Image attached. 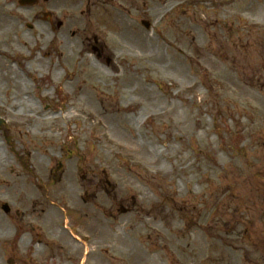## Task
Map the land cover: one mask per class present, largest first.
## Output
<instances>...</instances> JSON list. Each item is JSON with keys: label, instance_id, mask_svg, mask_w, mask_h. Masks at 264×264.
Returning a JSON list of instances; mask_svg holds the SVG:
<instances>
[{"label": "rangeland", "instance_id": "1", "mask_svg": "<svg viewBox=\"0 0 264 264\" xmlns=\"http://www.w3.org/2000/svg\"><path fill=\"white\" fill-rule=\"evenodd\" d=\"M0 117V264H264V0H0Z\"/></svg>", "mask_w": 264, "mask_h": 264}, {"label": "bare ground", "instance_id": "2", "mask_svg": "<svg viewBox=\"0 0 264 264\" xmlns=\"http://www.w3.org/2000/svg\"><path fill=\"white\" fill-rule=\"evenodd\" d=\"M74 112L73 111H71V112H69L67 115H66V117H70V116H72V115H74L73 114ZM102 232L104 233V232H106L104 229L102 230ZM105 237H107V234L105 235ZM75 239H78V240H80L81 238L80 237H74ZM82 240V239H81ZM83 242V241H82ZM85 245H87V244H85ZM137 254L144 260V261H147V260H149L150 262H153L154 263V257H151L150 255H149V251H145L144 249H142V250H138L137 251Z\"/></svg>", "mask_w": 264, "mask_h": 264}, {"label": "water", "instance_id": "3", "mask_svg": "<svg viewBox=\"0 0 264 264\" xmlns=\"http://www.w3.org/2000/svg\"><path fill=\"white\" fill-rule=\"evenodd\" d=\"M33 1H35V0H21L22 4H23V3H28V2H33ZM145 24H146L147 26H149L148 23L145 22ZM0 126H1V122H0ZM3 208L5 209V211H9V207H8V205H4Z\"/></svg>", "mask_w": 264, "mask_h": 264}]
</instances>
